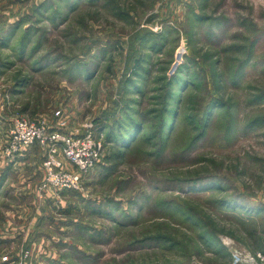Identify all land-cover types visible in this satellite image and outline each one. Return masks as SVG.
<instances>
[{"label": "rangeland", "instance_id": "obj_1", "mask_svg": "<svg viewBox=\"0 0 264 264\" xmlns=\"http://www.w3.org/2000/svg\"><path fill=\"white\" fill-rule=\"evenodd\" d=\"M19 117L100 123L78 190L5 173ZM0 178V264H264V0H0Z\"/></svg>", "mask_w": 264, "mask_h": 264}, {"label": "built area", "instance_id": "obj_2", "mask_svg": "<svg viewBox=\"0 0 264 264\" xmlns=\"http://www.w3.org/2000/svg\"><path fill=\"white\" fill-rule=\"evenodd\" d=\"M55 116H60V112H55ZM9 129L6 145L2 151L6 161H14L20 153L34 144L46 149L40 192L49 189L78 190L81 176L89 174L101 157L102 142L94 136L96 125L93 121L85 124L81 129L60 132L49 131L44 122L36 123L19 117L12 120ZM62 160L70 165L73 171L66 170ZM231 256L232 264H237L240 257L236 253ZM7 259L3 257L2 261H8ZM244 264H255V262L248 257Z\"/></svg>", "mask_w": 264, "mask_h": 264}, {"label": "trees", "instance_id": "obj_3", "mask_svg": "<svg viewBox=\"0 0 264 264\" xmlns=\"http://www.w3.org/2000/svg\"><path fill=\"white\" fill-rule=\"evenodd\" d=\"M20 53H22V52H20ZM23 81H25L24 78H22V80H20L19 82L23 83ZM124 82H129V80H125V81H123V83ZM179 85H181V84H180V82L178 80L176 86H179ZM20 86H22V85H19V84L16 83V87H20ZM168 97H169V99H168ZM173 98L176 99V104L174 105V107H171V110L170 109H166V107L169 104V101L172 102ZM163 99H166V100L164 101V104H163V106L161 108L162 109V113H161L160 116H163L162 121H161V125L159 127V130L156 133H154L153 135H151V138H155V137L158 138L159 144H160V148H159L160 150L162 149V146H164V143H162V141H161L162 137H164L163 139L167 138L166 135L168 134V132L171 131V128H172V126L174 124V119H175L176 112H177V110H176L177 102H178V97L177 96H175V97L173 96L172 97V95H170L169 93H167L166 96ZM215 105H217V104H214V103L211 104L212 107H214ZM210 110H211L210 108L205 110V113H204V116H203V120H202V127H200V128H203L204 125L209 120ZM165 113L166 114H170V119L169 120H168V118H164L165 117ZM125 115H126V119H125V121H123V123L125 124V127L127 128V131H126L125 135L120 139V142H118L120 144V147L123 148V149H127L128 146L131 144V142H132L131 139L135 135V132H136L137 127L139 125V123L136 121V118H134L132 116V114H128L127 115L125 113ZM99 124L100 123H96L95 125H99ZM120 126H121V123L118 124V127H120ZM128 128H129V130H128ZM163 134H165V136ZM145 139H147V137ZM130 148H128V149H130ZM120 151H122V150H120Z\"/></svg>", "mask_w": 264, "mask_h": 264}, {"label": "crops", "instance_id": "obj_4", "mask_svg": "<svg viewBox=\"0 0 264 264\" xmlns=\"http://www.w3.org/2000/svg\"><path fill=\"white\" fill-rule=\"evenodd\" d=\"M42 150V149H41ZM41 150L37 144H34L32 147L24 150L22 153H20V156L16 158L14 162H8V165L5 167V173H9L10 171H13L15 168L14 167H20L19 165L23 164L26 160L32 159L34 156L36 157L38 155H41ZM43 151V150H42ZM42 156V155H41ZM41 158V157H40ZM63 161V160H62ZM64 168L66 170L73 171V168L68 165L66 162L63 161ZM4 178H0V181L3 180ZM7 180V177L5 178V181ZM4 181V180H3ZM29 181V180H28ZM29 183V182H28ZM3 189V184L0 182V190ZM6 195V194H5ZM1 196V192H0ZM45 217V216H44ZM37 228V226H35ZM40 240V239H39ZM33 244V243H31ZM50 262V261H49ZM2 263H4L2 261ZM6 264V263H5Z\"/></svg>", "mask_w": 264, "mask_h": 264}, {"label": "water", "instance_id": "obj_5", "mask_svg": "<svg viewBox=\"0 0 264 264\" xmlns=\"http://www.w3.org/2000/svg\"><path fill=\"white\" fill-rule=\"evenodd\" d=\"M193 264H195V263H193Z\"/></svg>", "mask_w": 264, "mask_h": 264}]
</instances>
